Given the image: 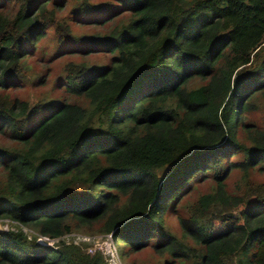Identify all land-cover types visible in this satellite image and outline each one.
I'll return each instance as SVG.
<instances>
[{"label":"trees","instance_id":"16d2710c","mask_svg":"<svg viewBox=\"0 0 264 264\" xmlns=\"http://www.w3.org/2000/svg\"><path fill=\"white\" fill-rule=\"evenodd\" d=\"M6 220L0 264H264V0H0Z\"/></svg>","mask_w":264,"mask_h":264},{"label":"rangeland","instance_id":"374dc122","mask_svg":"<svg viewBox=\"0 0 264 264\" xmlns=\"http://www.w3.org/2000/svg\"><path fill=\"white\" fill-rule=\"evenodd\" d=\"M47 35H50V33ZM71 49L74 48H80L78 46H71L69 47ZM43 49L47 53V57L51 56L55 51V47H51L50 45L43 44ZM60 63L58 61H55L50 64V67H53L52 70H54V75L56 71L58 70V65ZM168 226H174L177 225V219L172 218L169 219L167 222ZM176 229V228H175ZM12 231L16 232L17 228H15V225L12 222L9 221H0V232L4 231ZM23 232L27 236H34V234L29 231L23 229ZM63 244H74V245H86L87 252L89 254H93L94 252H100L102 256L105 258V260L108 262V264H130L132 261L139 262L141 264H154L156 263L159 256H157L153 249L146 248L144 251L137 253V254H130L129 257L126 259V262H121V257L119 253L117 252V245L113 241L111 235L102 236V235H94V236H87L80 233H70L66 234L63 237L55 240H47L43 238H38L37 243L39 245H45L49 247L55 248L59 243Z\"/></svg>","mask_w":264,"mask_h":264}]
</instances>
